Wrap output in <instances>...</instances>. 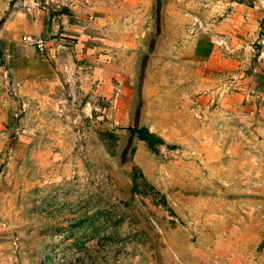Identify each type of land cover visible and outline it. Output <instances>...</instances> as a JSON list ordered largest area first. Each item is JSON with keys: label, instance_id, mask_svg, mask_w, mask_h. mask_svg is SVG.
Instances as JSON below:
<instances>
[{"label": "rangeland", "instance_id": "rangeland-1", "mask_svg": "<svg viewBox=\"0 0 264 264\" xmlns=\"http://www.w3.org/2000/svg\"><path fill=\"white\" fill-rule=\"evenodd\" d=\"M225 7L118 0L57 93L0 67V264H264V86Z\"/></svg>", "mask_w": 264, "mask_h": 264}, {"label": "crops", "instance_id": "crops-1", "mask_svg": "<svg viewBox=\"0 0 264 264\" xmlns=\"http://www.w3.org/2000/svg\"><path fill=\"white\" fill-rule=\"evenodd\" d=\"M221 1L225 14L216 31L235 39L234 48L253 53L259 84L264 86V0ZM117 4L118 0H0L3 73L12 81L32 79L50 92L63 90L72 71L91 65L96 69L94 61L103 57L105 45L102 32ZM25 34L45 38L43 49L22 43ZM261 94L264 98V91ZM9 117L8 108L0 109V120Z\"/></svg>", "mask_w": 264, "mask_h": 264}, {"label": "built area", "instance_id": "built-area-1", "mask_svg": "<svg viewBox=\"0 0 264 264\" xmlns=\"http://www.w3.org/2000/svg\"><path fill=\"white\" fill-rule=\"evenodd\" d=\"M21 41L26 45L33 46L37 51H41L45 46V38L38 35H32V34L22 35Z\"/></svg>", "mask_w": 264, "mask_h": 264}, {"label": "trees", "instance_id": "trees-1", "mask_svg": "<svg viewBox=\"0 0 264 264\" xmlns=\"http://www.w3.org/2000/svg\"><path fill=\"white\" fill-rule=\"evenodd\" d=\"M134 132L138 133V137L146 142L149 147H152L153 144L158 141L151 133H148L146 130L140 131L137 129L133 130Z\"/></svg>", "mask_w": 264, "mask_h": 264}]
</instances>
